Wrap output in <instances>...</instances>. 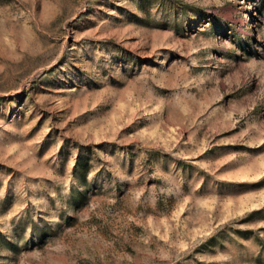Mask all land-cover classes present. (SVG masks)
<instances>
[{
  "label": "rangeland",
  "instance_id": "1",
  "mask_svg": "<svg viewBox=\"0 0 264 264\" xmlns=\"http://www.w3.org/2000/svg\"><path fill=\"white\" fill-rule=\"evenodd\" d=\"M0 264H264V0H0Z\"/></svg>",
  "mask_w": 264,
  "mask_h": 264
}]
</instances>
